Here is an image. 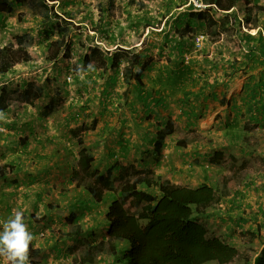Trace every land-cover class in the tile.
Listing matches in <instances>:
<instances>
[{
    "label": "rangeland",
    "instance_id": "obj_1",
    "mask_svg": "<svg viewBox=\"0 0 264 264\" xmlns=\"http://www.w3.org/2000/svg\"><path fill=\"white\" fill-rule=\"evenodd\" d=\"M133 1L134 3L130 5L132 0H115L113 13H107L110 0L49 2L55 3L53 5L55 12L70 18L74 23L71 36L76 32L82 34L80 36L82 39H77L71 50L67 49L69 57L66 58L64 55L67 46L61 45L62 53L54 61H50L48 56H52L58 49L51 46V42L58 38V33L54 31L55 36L49 35L47 29L46 31L43 29L48 24L52 11L26 3L16 6L12 13L4 14L3 20H0V45L14 43L23 36L27 41L25 45L32 53L30 61L18 63L12 71L0 75V88L6 84L10 92L15 94L23 90L27 84L35 83L45 88L48 94L35 105L21 101L6 113H0V161L16 160L20 169V172L10 177L8 181L0 182V199L3 197L1 192L5 189L6 200L9 199L12 203L11 212L6 211L5 216L0 217V221L6 220L16 210L24 212L23 214L27 216L25 223L32 234L34 246L39 243L53 245L55 238L53 235L57 236V241L63 243L59 234L63 230L75 229L74 224L60 221L57 214H61L63 210L66 214L72 204L79 202L85 195L86 182L89 183L78 171L77 160L81 148L78 137L84 140L85 146L90 145L87 148L95 157L94 168L102 167L103 161L100 157L103 152L111 155L109 160L112 164H117L115 160L123 162V153L127 156L128 152L120 144L119 139L133 140L135 145L139 143V138L135 134L138 130L131 124L125 126L132 127L134 132L123 128L117 111L112 116H103L99 113L98 99L80 115L75 112L77 105L87 96L93 98L96 92L97 96H100L99 87L82 89L81 81L75 79L77 75L84 76L82 71L75 73L83 50L94 43L109 49H114L118 42L129 45L135 31L131 27L133 18L128 16V12L143 14L137 10H141L144 4L145 8L156 16L158 12L164 10L167 0ZM173 1L174 5L180 2ZM191 1L194 4L197 1L203 3L202 0ZM258 4L264 5V0H260ZM239 9L240 16H243L244 5L240 4ZM261 18H264V15ZM98 28L104 32L94 30ZM249 31L255 34L257 30ZM200 34L205 36L202 45L197 46L194 43L193 48L186 52L184 63H180L176 56L168 59L170 52L168 48L163 55L153 49L149 57L152 60V70L146 73L145 81L168 88L173 95L172 98L182 95L181 91L191 85L190 80L186 78L188 75L199 76L203 69L213 70V77L209 79L214 81L217 78L221 83L215 88L217 98L211 97L212 100H204L202 96L196 98L198 99L196 102L201 103L198 113L200 118L196 124L186 125L184 117L183 121L178 120L180 108L177 106H174L171 112L167 111L171 113V118L180 122H174L172 136L175 141L172 144L176 150L178 147L183 150L182 156L187 154L183 158L185 163L187 159L192 163L189 152L198 144L200 152L198 161L202 159L205 166L210 164L206 174L207 179L211 180V185L218 191L216 199L201 207L199 209L201 213H195L194 217L205 225L209 237H220L238 249V256L228 264H253V251L264 245L263 236L252 235V232H256V218L264 221V121L256 123L245 113V108L238 112V108L235 107L242 104L244 85L250 76L259 75L261 69H252L245 74L235 73V68L231 67L230 62L241 61L242 55L233 51L237 48L233 36L223 35L219 42L212 43L207 41L203 28H197L193 32L195 36ZM205 59H210L211 62L206 68ZM216 64L217 69L213 67ZM226 73L229 77L224 78ZM99 81L102 83L104 79L99 78ZM124 88L126 83L121 71L117 86L108 99L110 108L120 106L117 95L122 94ZM223 97L226 102L222 101ZM51 98H54L59 106L52 113L45 114L44 105ZM61 100L63 104L60 103ZM205 104H209V107L204 108ZM72 105L75 108L74 112ZM123 109L128 115L135 116L130 113L129 106L125 105ZM141 116L147 119L154 117L144 116L143 113L138 117ZM94 120H97L95 125ZM106 121L110 124L107 131L103 130ZM155 129L154 127L151 132L153 133ZM100 135L105 138H98ZM179 140H185L187 144L181 146ZM27 153L31 154V157L25 156ZM26 157L30 158V161L27 165H22L21 162H26ZM43 168L48 171L45 175L40 171ZM31 177L35 180L31 181ZM106 202L89 211L81 223L85 224V227L89 225L92 227L91 224L98 225V220L102 218L101 214L107 209L109 202ZM44 212L52 217L45 226L42 222L36 224L30 216L34 214L38 218H43ZM92 218L96 220L93 222ZM100 239L98 233L95 239L89 241ZM68 250L64 248L62 256L70 263L71 259L68 260L64 255L66 251L72 254V251ZM101 258H98L100 260L98 264H116L111 254L101 255ZM2 259L7 261V255L0 254L1 264H5L2 263ZM44 259L57 261L55 254L54 258L47 255ZM206 264L219 263L213 261Z\"/></svg>",
    "mask_w": 264,
    "mask_h": 264
},
{
    "label": "trees",
    "instance_id": "obj_2",
    "mask_svg": "<svg viewBox=\"0 0 264 264\" xmlns=\"http://www.w3.org/2000/svg\"><path fill=\"white\" fill-rule=\"evenodd\" d=\"M64 1L0 0V20H3L4 14L12 13L16 6L26 3L52 11L48 24L43 29L44 31L47 29V33L54 36V31H57L58 38L51 42V46L58 49L52 56H48V59L54 61L61 55V45L67 46L64 54L67 58L69 57L67 49L71 50L76 40L82 39L80 37L82 34L76 32L71 36L74 23L70 18L54 11L55 3H49ZM202 1L204 7H197L191 0H180L177 5H174L173 0H167L164 10L158 12L156 16L142 4L141 10L137 11L143 14L128 12V16L133 18L131 27L135 31L129 45L118 42L114 49H109L94 43L85 48L75 69L76 74L82 71L84 76L77 75L75 79L81 81L82 89L99 87L100 96H97V92L93 98L87 96L78 104L79 109L77 105L75 112L80 115L98 99L99 113L103 116H112L117 111V115L121 117L125 105L129 106L136 116H140L141 113L144 116H152L153 113L159 116L161 107H164V100L158 92L155 93V90L148 87L145 81L146 73L152 70V60L149 58L152 50L156 49L163 55L168 48L170 49L168 59L176 56L180 63H184L186 52L195 45L196 36L193 32L197 28H203L207 41L212 43L219 42L223 35L233 36L237 47L233 51L242 55L241 61L230 62L231 67L235 68V73L245 74L252 69H261L259 75L250 76L244 85L242 104L235 109L238 108V112H241L245 108V113L256 123L264 121V18H261L264 15V5L258 4L260 0ZM114 2L115 0H110L107 13L114 12ZM132 3L133 0L130 5ZM240 4L244 5L243 16L239 13ZM252 29L257 30L255 34L249 31ZM94 30L104 32L101 28ZM26 43L25 38L20 36L14 43L0 45V75H6L18 63L32 59V53ZM210 63V59H205V68L211 65ZM213 67L217 69V64ZM121 71L126 88L122 94L117 95L120 106L116 105L112 109L108 99L117 86ZM225 77H229V74L226 73ZM99 78L104 81L101 83ZM186 78L190 80L191 85L182 91L180 115L187 116L189 120H198L200 106L199 110L192 106L191 99L201 96L204 100L210 97L217 98L215 88L221 83L217 78L214 81L210 80L206 69H203L199 76L188 75ZM46 96L48 94L45 88L35 83L27 84L23 90L15 94L10 92L5 84L0 88V113H6L21 101L35 105ZM224 98L222 101L226 102ZM60 103L64 102L61 100ZM58 106L59 103L51 98L43 109L45 114H48ZM73 107L72 105V112L75 109ZM96 121L94 120L93 125ZM165 123L167 124L163 126L164 128H161L162 124L157 125L158 132L152 139L155 141L157 152L164 145L163 137L173 133L175 127L173 123L168 121ZM109 126V121H106L103 130L107 131ZM78 141L81 146L77 160L78 171L89 183L86 182L84 186L85 195L81 200L70 206L69 215L65 214V210L62 212L63 216L62 213L58 214L66 218V222L75 225L73 231L68 230L63 236L64 244L71 238L72 248L75 247L72 250V264H98L100 263L98 258L102 259L101 255L105 254L113 255L116 264H206L213 261L228 264L236 259L238 249L220 237H209L205 225L194 217L195 213H201L199 211L201 207L216 199L218 191L215 186L208 183H203L199 187L176 184L149 168L133 167L119 172L117 167L119 165L115 163L107 170L101 171L94 168L95 157L87 145L85 146L84 140L78 137ZM178 143L185 146L187 141L179 140ZM21 164L28 163L23 161ZM19 170L16 160L0 161V182L8 181L10 177L17 175ZM40 171L42 175L48 172L45 168ZM34 180L31 177V181ZM106 201L109 203L105 213L101 214L102 218L98 220V225L91 224L92 227L90 225L85 227V224L81 223L85 215L94 207L106 204ZM23 215L25 221L27 216ZM30 216L36 224L42 222L44 226L52 218L47 212H44L43 218H38L34 214ZM94 219L91 220L94 222ZM262 230L264 231V221L256 218V232H252V235L264 237ZM98 233L101 236L100 240L89 241L95 239ZM56 245V254H62L63 244L57 242ZM41 253L42 249L34 246L31 241L28 250L29 264H39ZM252 257L253 264H264V245L259 250L255 249Z\"/></svg>",
    "mask_w": 264,
    "mask_h": 264
},
{
    "label": "crops",
    "instance_id": "obj_3",
    "mask_svg": "<svg viewBox=\"0 0 264 264\" xmlns=\"http://www.w3.org/2000/svg\"><path fill=\"white\" fill-rule=\"evenodd\" d=\"M213 70H209L207 71V75H209V77H213L212 74ZM150 84L147 83V86L152 88L153 90H155V93L158 92V94L163 98L164 100V107H161V113H159V116H156L155 113H153L152 118H144L143 116L138 117L136 116V113H132L130 110V113L135 115H128V112H123L124 114H122V116L120 117L119 121H121L122 126H124L123 128L128 129L131 133L134 132L132 127L129 126H125L127 124H131L133 125V127H135L138 130V133H135L138 138H139V143L137 145L134 144V142H132L131 140H122L119 139L118 141L120 142V144L123 145L124 149L128 152L127 156L126 153H123V162H120L118 160H115V162L119 165L118 170L120 172V170H123V172L126 170V168H137V169H152L154 170V172L156 174H160L163 176H166L167 178H169L172 182L176 183V184H180V185H184V186H189V187H196L197 186H201L203 183H208V184H212L211 180L207 179V174L206 172L208 171V168L210 167L209 163L206 164L202 159H200V161H198V158L200 157V152L198 149V144H196L190 152H189V156L192 159V163L189 162V160L187 159V162L185 163L183 158L187 155H183V150L180 149V147H178V150L175 149V146L172 144L175 141V138L172 136V134H166L163 137V147L161 148V150L159 152H157V150L155 149V141H152V139L155 138V134L158 132L157 129V125H161V128H164L163 126L167 123H165L166 121H168V123H173L175 125V123H180L179 121H176L174 118H171V111L174 108V106L179 107L180 112H181V104H182V91L185 89H183L181 91L182 95H178L176 98H172V93L169 91L168 88H162L160 86L155 85V83H151ZM125 89V88H124ZM153 100V98H152ZM198 99H191V104L192 106L197 107V109L199 108V103L196 102ZM208 100H212L211 97ZM154 102V101H153ZM175 103H177L175 105ZM208 105V106H207ZM205 107H209V104H205ZM138 107H141L140 105H138ZM140 109V108H139ZM170 112H167L169 111ZM138 112V111H137ZM142 114V113H141ZM158 114V113H157ZM126 117V118H125ZM183 117L184 122H186V125H191L194 123H197L198 120L192 119L189 120L187 116H177L178 120H182ZM123 118V119H122ZM176 118V119H177ZM125 121V122H123ZM183 121V120H182ZM175 122V123H174ZM106 125V124H105ZM110 125V124H109ZM150 126V127H148ZM138 127V128H137ZM154 127L156 128L155 131L152 133L151 130L154 129ZM105 138L102 137V135H100L98 138ZM151 140V142H150ZM90 146V145H87ZM132 147H134L132 149ZM65 154V153H63ZM102 156L100 157V160L103 161V165L98 166L97 168H99L101 171H105L107 170L110 165H112V161L109 160L111 155H107L106 152H103L101 154ZM25 156H30L31 154H25ZM126 156V157H125ZM26 157L25 160L27 163H29L30 158ZM117 159V158H116ZM114 164V163H113ZM98 165V164H95ZM117 169V168H115ZM7 192L4 190H2L1 195L3 197H1L2 199H0V217H2V215L5 216L6 211L11 212L10 210H12V206H11V202L10 200H6L7 198ZM67 215H69V213H66ZM58 215V214H57ZM60 221H66V218L64 217H60V215H58ZM64 231V230H63ZM61 232L59 235L62 236L61 240L63 241V239L65 237V233L66 230L64 232ZM52 237H55L53 239V245H49V244H44V243H39L38 245H35L38 248L42 249V253H41V261L39 262V264H70L72 263V254H68L67 251L64 253L65 257L71 259L70 263H68L62 256V254H56V244L58 242L59 244V240L57 241L56 238L57 236L53 235ZM67 244H64L63 241V245H62V251L64 248H67L68 251H72V239L68 238V240L66 241ZM61 245V244H60ZM54 254H55V258H56V262L54 261H49V260H45L44 257L48 255L49 256H53L54 258ZM5 259V258H4ZM2 259V263L5 264H9V262H7L6 260ZM0 264H1V260H0Z\"/></svg>",
    "mask_w": 264,
    "mask_h": 264
},
{
    "label": "clouds",
    "instance_id": "obj_4",
    "mask_svg": "<svg viewBox=\"0 0 264 264\" xmlns=\"http://www.w3.org/2000/svg\"><path fill=\"white\" fill-rule=\"evenodd\" d=\"M32 239L22 211L16 210L0 221V254L7 255L9 264H29L28 250Z\"/></svg>",
    "mask_w": 264,
    "mask_h": 264
},
{
    "label": "built area",
    "instance_id": "obj_5",
    "mask_svg": "<svg viewBox=\"0 0 264 264\" xmlns=\"http://www.w3.org/2000/svg\"><path fill=\"white\" fill-rule=\"evenodd\" d=\"M195 5H196L197 7H204V6H203L204 4H203L202 2H199V1L195 2ZM204 37H205V36H204L203 34L197 35V36L195 37V44H196L197 46H201L202 43H203Z\"/></svg>",
    "mask_w": 264,
    "mask_h": 264
},
{
    "label": "bare ground",
    "instance_id": "obj_6",
    "mask_svg": "<svg viewBox=\"0 0 264 264\" xmlns=\"http://www.w3.org/2000/svg\"><path fill=\"white\" fill-rule=\"evenodd\" d=\"M254 32V31H253Z\"/></svg>",
    "mask_w": 264,
    "mask_h": 264
}]
</instances>
